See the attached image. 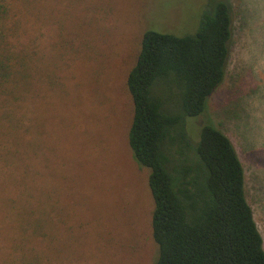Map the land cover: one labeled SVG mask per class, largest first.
I'll return each mask as SVG.
<instances>
[{"label":"rangeland","instance_id":"1","mask_svg":"<svg viewBox=\"0 0 264 264\" xmlns=\"http://www.w3.org/2000/svg\"><path fill=\"white\" fill-rule=\"evenodd\" d=\"M204 1L29 0L19 14L14 10L21 28L13 46L31 66L28 109L16 113L20 139L10 135V116L0 117V261L25 237L29 249L42 252L43 264H155L149 172L128 146L132 105L125 79L143 32L192 34ZM230 2L226 77L205 113L186 124L198 130L210 118L232 142L264 248V0ZM2 109L10 112V101ZM19 140L31 164L26 188L33 205L20 204L31 226L25 233L3 221L5 199L21 197L12 180L25 164L10 167L9 156L1 159ZM34 227L42 235H32Z\"/></svg>","mask_w":264,"mask_h":264},{"label":"trees","instance_id":"2","mask_svg":"<svg viewBox=\"0 0 264 264\" xmlns=\"http://www.w3.org/2000/svg\"><path fill=\"white\" fill-rule=\"evenodd\" d=\"M28 2L0 0V109L10 101V112L0 110V117L10 116V135L20 130L16 113L28 109L31 65L28 55L13 46L21 28L14 10L19 14ZM233 12L230 0H205L192 34L143 32L125 79L132 105L128 146L134 162L149 172L155 264H264L263 239L246 198L245 170L232 142L210 118L198 130L186 124L205 113L208 97L224 82ZM45 19L51 18L45 14ZM19 144L1 159L9 156L10 167L25 164L24 174L12 180L21 197L5 199L3 221L24 232L31 227L28 211H23L26 204L33 205L26 188L31 164L21 153V140ZM25 146L31 152L35 148ZM43 231L34 227L32 235ZM4 235L10 239L9 232ZM25 240L20 237L8 246L0 264H43L42 252H33Z\"/></svg>","mask_w":264,"mask_h":264}]
</instances>
